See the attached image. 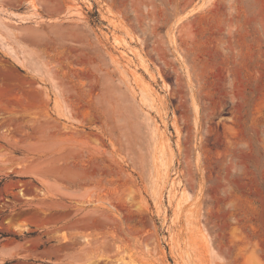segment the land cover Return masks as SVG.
<instances>
[{
  "label": "rangeland",
  "instance_id": "rangeland-1",
  "mask_svg": "<svg viewBox=\"0 0 264 264\" xmlns=\"http://www.w3.org/2000/svg\"><path fill=\"white\" fill-rule=\"evenodd\" d=\"M0 264H264V0H0Z\"/></svg>",
  "mask_w": 264,
  "mask_h": 264
},
{
  "label": "trees",
  "instance_id": "trees-1",
  "mask_svg": "<svg viewBox=\"0 0 264 264\" xmlns=\"http://www.w3.org/2000/svg\"><path fill=\"white\" fill-rule=\"evenodd\" d=\"M91 17H93V21H97V19H98V17H97V12L95 11V12H93L92 14H91Z\"/></svg>",
  "mask_w": 264,
  "mask_h": 264
}]
</instances>
